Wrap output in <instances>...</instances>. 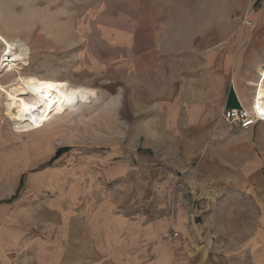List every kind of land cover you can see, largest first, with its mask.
Listing matches in <instances>:
<instances>
[{
  "label": "rangeland",
  "instance_id": "rangeland-1",
  "mask_svg": "<svg viewBox=\"0 0 264 264\" xmlns=\"http://www.w3.org/2000/svg\"><path fill=\"white\" fill-rule=\"evenodd\" d=\"M211 3L241 1L0 0L1 33L28 51L21 74L66 83L73 100L59 103L57 117L45 127L18 133L0 99V264H165V253L169 261L263 264L257 262L258 244L246 240L256 236L262 212L246 199H219L210 209L198 202L194 208L209 209L210 219L199 224L196 237L192 231L183 251L172 243L165 251V237L173 241L175 232L154 239L145 233L163 227L152 206L165 204V187H152L153 178L159 183L165 175L162 156L135 151L140 125L152 118L145 104L138 105L146 93L137 87L149 80L142 66L165 60L146 52L164 51L165 45L185 49L192 66V50L209 48L189 39L207 33L197 13ZM246 3L251 15L264 0ZM256 29L251 16L235 11L233 25L218 27L223 40L217 49L232 52L235 62L247 61L238 58L247 49L242 37ZM177 35L180 40H173ZM3 48L0 42V55ZM202 72L203 82L220 83V74ZM256 72L233 75L254 91L253 98ZM193 77L187 74V81ZM209 101L203 118L218 124L221 101Z\"/></svg>",
  "mask_w": 264,
  "mask_h": 264
},
{
  "label": "crops",
  "instance_id": "crops-1",
  "mask_svg": "<svg viewBox=\"0 0 264 264\" xmlns=\"http://www.w3.org/2000/svg\"><path fill=\"white\" fill-rule=\"evenodd\" d=\"M240 1L237 5L221 3L222 7L211 3L208 9L205 8V13L199 16L197 13V17L204 19L202 25L209 26V29L207 33L189 40L207 42L209 48L204 47L203 52L198 49L195 50L197 52L189 51V57L194 58L192 66L187 67L185 49L170 50L165 45L164 51L146 52L148 55L155 53L165 60L155 61L151 67L142 66L149 80H146L145 86L137 87V90H145L146 93L138 105L145 104L147 115L152 114V118L146 121L145 126L140 125L139 143L135 151L140 148L159 154L165 164V175L161 182L158 183L156 178L152 180L153 190L160 184L165 187V204L157 210L152 206L156 212L154 218L159 219L163 227L145 229L151 239L156 238L160 232L165 231V235L175 232L177 237L173 241L170 236L165 237V251L170 249L171 243L183 251L191 244L188 241L192 231L196 237L199 224L210 217L208 211L217 204V200L224 199L230 203L246 199L256 203L262 212L261 224L258 216L259 224L252 232L256 236L246 240L258 244L261 256H258L257 262L264 264V123L243 131L226 126L222 118L218 124H209L202 114L210 99L219 98L223 110L250 108L253 100L254 91L243 88L233 75L257 70L259 76V70L264 67L261 66L264 64V4L249 15L250 5H247V0ZM235 11L240 16H251L257 27L254 33L242 37L244 43H247V49L238 58L247 61L235 62L232 52L217 49L218 43L223 40L219 38L218 27L233 25ZM173 37L175 41L180 40L178 35ZM201 52L203 56L199 55ZM220 58L223 61L218 64ZM202 71L205 74H220V83L203 82ZM187 74H193V79L187 81ZM119 168L121 166H115L114 169ZM152 192L155 194V191ZM198 202L209 208L206 213L194 208ZM201 242L204 241L201 239ZM195 243L199 244V241ZM169 258L170 254L165 253V264L204 262L169 261ZM245 262L249 264L254 261Z\"/></svg>",
  "mask_w": 264,
  "mask_h": 264
},
{
  "label": "bare ground",
  "instance_id": "bare-ground-1",
  "mask_svg": "<svg viewBox=\"0 0 264 264\" xmlns=\"http://www.w3.org/2000/svg\"><path fill=\"white\" fill-rule=\"evenodd\" d=\"M2 33L0 31V42L4 48L0 58H10L11 61L4 73V77L9 76L10 80L6 83L0 81V99L6 115L18 133L40 130L57 117L59 103H73L69 87L62 81L23 76L21 71L28 65V51L19 40L6 39ZM255 88L252 104L256 111L264 112V67L259 70Z\"/></svg>",
  "mask_w": 264,
  "mask_h": 264
},
{
  "label": "built area",
  "instance_id": "built-area-1",
  "mask_svg": "<svg viewBox=\"0 0 264 264\" xmlns=\"http://www.w3.org/2000/svg\"><path fill=\"white\" fill-rule=\"evenodd\" d=\"M10 63V58H0V81H2L4 73L8 71ZM221 118L229 127L245 131L256 126L258 123H264V112L256 111V108L252 104L250 108L239 107L223 110Z\"/></svg>",
  "mask_w": 264,
  "mask_h": 264
}]
</instances>
